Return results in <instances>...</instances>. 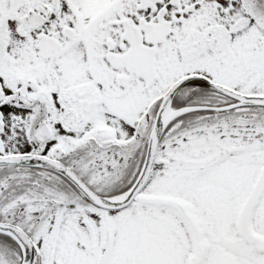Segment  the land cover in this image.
<instances>
[{
	"label": "snow or ice",
	"instance_id": "snow-or-ice-1",
	"mask_svg": "<svg viewBox=\"0 0 264 264\" xmlns=\"http://www.w3.org/2000/svg\"><path fill=\"white\" fill-rule=\"evenodd\" d=\"M0 264H264V0H0Z\"/></svg>",
	"mask_w": 264,
	"mask_h": 264
}]
</instances>
